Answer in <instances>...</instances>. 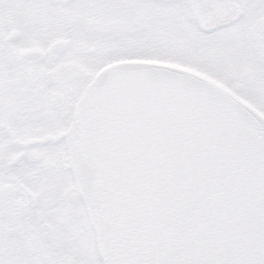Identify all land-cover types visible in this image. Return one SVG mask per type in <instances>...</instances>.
Returning a JSON list of instances; mask_svg holds the SVG:
<instances>
[{"label":"snow or ice","instance_id":"snow-or-ice-1","mask_svg":"<svg viewBox=\"0 0 264 264\" xmlns=\"http://www.w3.org/2000/svg\"><path fill=\"white\" fill-rule=\"evenodd\" d=\"M0 264H264V0H0Z\"/></svg>","mask_w":264,"mask_h":264}]
</instances>
